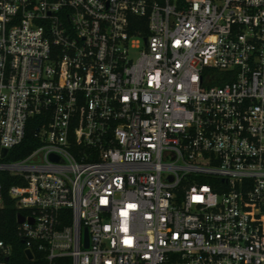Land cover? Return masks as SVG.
Returning <instances> with one entry per match:
<instances>
[{"label":"built area","instance_id":"1","mask_svg":"<svg viewBox=\"0 0 264 264\" xmlns=\"http://www.w3.org/2000/svg\"><path fill=\"white\" fill-rule=\"evenodd\" d=\"M2 174L0 264H264V0H0Z\"/></svg>","mask_w":264,"mask_h":264},{"label":"trees","instance_id":"2","mask_svg":"<svg viewBox=\"0 0 264 264\" xmlns=\"http://www.w3.org/2000/svg\"><path fill=\"white\" fill-rule=\"evenodd\" d=\"M174 1L179 5H183L187 2V0H174ZM137 31L138 28L134 29L132 32L136 33ZM143 31L145 34V28L143 29ZM37 120L38 118L30 121L29 124L27 125L25 131V138L23 142L13 150L12 158L14 159L23 158L27 156L37 146L34 138L36 129L39 126ZM1 183L4 192L5 207L0 215V239L10 242L13 246V254L16 257L21 258L23 257L22 254L23 246L19 238H17L15 235V231L17 227V224L15 222V217L17 211L14 208V202L7 195L8 188L11 185L16 184V182H14L12 178H10L8 175L2 174Z\"/></svg>","mask_w":264,"mask_h":264},{"label":"water","instance_id":"3","mask_svg":"<svg viewBox=\"0 0 264 264\" xmlns=\"http://www.w3.org/2000/svg\"><path fill=\"white\" fill-rule=\"evenodd\" d=\"M17 222H18V223H22V222H23V219H22L21 216H18V217H17ZM26 254H27L28 258H30V253H29V252H26Z\"/></svg>","mask_w":264,"mask_h":264}]
</instances>
